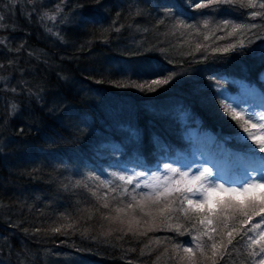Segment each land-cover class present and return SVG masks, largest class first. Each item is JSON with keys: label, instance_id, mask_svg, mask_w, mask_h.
<instances>
[{"label": "trees", "instance_id": "trees-1", "mask_svg": "<svg viewBox=\"0 0 264 264\" xmlns=\"http://www.w3.org/2000/svg\"><path fill=\"white\" fill-rule=\"evenodd\" d=\"M55 1L0 0V23L32 38L9 61L31 97L0 100V264H260L259 207L208 213L187 189L150 195L120 177L194 149L231 161L236 183L264 167L238 135L264 116V0H59L60 33L38 46L30 24Z\"/></svg>", "mask_w": 264, "mask_h": 264}, {"label": "rangeland", "instance_id": "rangeland-1", "mask_svg": "<svg viewBox=\"0 0 264 264\" xmlns=\"http://www.w3.org/2000/svg\"><path fill=\"white\" fill-rule=\"evenodd\" d=\"M51 2L52 0H50V3ZM58 2L59 0H56L55 4H53V7L55 6V9H51V7L49 9H45L44 11H46V14H41L40 16H38V20L34 21L32 25L30 24V27L32 26V28L36 30V33L41 31L45 35L43 41H40L38 46L45 47L44 45H48L47 38L51 36H58V34L60 33L61 24L59 22V18L61 16V13L60 10H57L59 9ZM31 9H34L33 5H31L30 10ZM34 11H36V9H34ZM13 14L14 12L12 13V16ZM31 15H33V17L35 16L34 14H30V16ZM50 17H54V19H51ZM70 19V16H62V24L68 22L70 23ZM17 31L20 32V30H18V28L14 24L4 25V23H0V100L2 103L10 102L9 97L11 96L15 97L14 99H19V97L26 95V97H31L32 94L31 92L28 93L25 90L26 86L23 82H19L18 61H16V63L9 62L10 60H17L18 53L16 52L19 51V48H24L26 54L29 52L27 51V48L23 46L25 44V40L23 38H26L28 42L31 41L32 38L26 32L18 34ZM77 42L79 43V41ZM5 61H7L8 63H3ZM15 70L17 71V74ZM244 91L250 96H258L257 91L253 92L251 87L249 86H246L244 88ZM32 96L34 97L35 95ZM259 105L264 106L262 105V103H260ZM251 111L254 110L251 109ZM254 112L257 115H260L261 113V111L259 112V110L258 113L256 111ZM7 113H11L12 115H14V112L12 111L6 112V114ZM246 113L248 115L247 109ZM257 123L258 124H255V128L252 127L250 129L251 131L244 133V135H248L249 133H251V136L249 137H259L260 139H262L264 145V127H261V124H264V116L262 119H259ZM213 138L215 139V136L211 132H209L207 139L210 142H213ZM165 165H167L168 167L166 168ZM201 166L211 169L213 174H218L220 177H222V179L216 180V185L224 183L225 180L229 181V183H224V186L226 188L241 187L243 180L245 181L247 179V176H245V179L240 180L238 183H236V180H230V173L226 174V172L224 171L231 170V161H221L220 156L216 158L215 154H204L200 151H196L195 149L189 157L180 160L167 161L154 170H138L129 168L127 169V171L121 173V177H124V180L128 182L129 178H131L132 183H135L136 186L144 189L150 195L173 193L176 191L192 188L193 192L190 193L191 200L194 201L197 200V198L202 200L204 198V195H206V190L208 189L209 184L206 182L202 183L199 181H195L194 179L195 176L199 175L197 169ZM246 166H248V169H251L247 174H251L253 177L256 176L257 172L264 169V167H258L254 169L251 167V164H246ZM173 169H176L177 171L174 173L172 171ZM183 173L189 174L182 175ZM247 182L251 184H259L264 183V180L253 179L248 180ZM219 195L226 196V194L223 192H219Z\"/></svg>", "mask_w": 264, "mask_h": 264}, {"label": "snow or ice", "instance_id": "snow-or-ice-1", "mask_svg": "<svg viewBox=\"0 0 264 264\" xmlns=\"http://www.w3.org/2000/svg\"><path fill=\"white\" fill-rule=\"evenodd\" d=\"M212 0H210L211 4ZM215 3L217 4H228L232 3V0H214ZM210 4H198L197 7H208ZM259 7L264 8V5H260ZM255 15V13H254ZM51 19H54V17H50ZM2 19V17H0ZM251 41H248V44H250ZM247 44H245L244 41H241L239 46L237 45H230L228 48L223 49L224 52H229V51H235L237 47L243 50ZM134 72L140 73H154L156 72V69L153 67H145V68H140V69H133ZM172 79V76H168L164 80H154L151 83L147 84H140V85H131V86H136L139 87L141 91H155L156 87L166 84L169 82V80ZM223 110L227 115L231 116L233 119H239L240 118V113H237L235 111V108H231V111H229V108L231 107L230 105H222ZM13 108H15V105H13ZM248 117L249 119H254L257 118V114L254 111L249 110L248 111ZM253 128L256 127V125H252ZM261 127H264V124H261ZM244 132H248V129L245 128ZM241 139L247 141L249 139V136H251V133L248 135H244V133H238ZM255 146L251 147V151L253 153H259V152H264V145L260 144L259 142L256 141V138L253 136L252 137ZM167 168L168 166L165 165ZM174 173L177 171L176 169L172 170ZM199 172L198 176H195V181H199L202 183H208L209 187L206 190V195H204V198L201 200L197 198V200H189L188 203L189 205H194L197 210H206L208 213H214L217 211V209H223V207L227 205H231L235 208L243 209L245 207H251L253 210L256 209V207H259L260 211L256 212V215L260 216L261 213H264V183H259V184H251L248 183V180H264V169L260 170L257 172L256 176L253 177L251 174H247V179L243 181L241 187H229L226 188L224 186V183H229V181L225 180L224 183L216 185L215 182L217 179H222L218 174H213L212 170L206 167H200L197 169ZM189 173H183L182 175H188ZM121 180L124 179V177H120ZM129 182H131V178H129ZM187 191L189 193L193 192L192 188H188ZM219 192H223L226 194L224 199H221ZM215 205V207L213 206ZM107 206V205H105ZM129 207H131L129 205ZM251 219V217H249ZM261 222L264 223V216H261ZM211 223V221H209ZM258 227V225L253 226ZM132 229L129 228V231ZM178 230V229H177ZM56 231H59V229H56ZM231 235V234H229ZM246 235V233H245ZM191 242V241H190ZM255 242V241H254ZM229 244L232 243L231 240L228 241ZM197 248H199V244L196 245ZM212 248L215 250L216 245L213 244ZM186 252H191V249H185ZM264 251V249H262ZM215 254V252H214ZM221 259H223V256H221ZM260 264H264V260H261Z\"/></svg>", "mask_w": 264, "mask_h": 264}]
</instances>
